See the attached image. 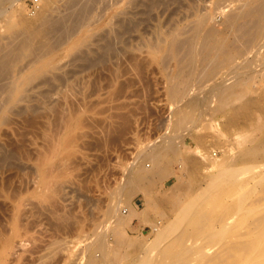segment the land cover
Returning <instances> with one entry per match:
<instances>
[{"label": "rangeland", "instance_id": "obj_1", "mask_svg": "<svg viewBox=\"0 0 264 264\" xmlns=\"http://www.w3.org/2000/svg\"><path fill=\"white\" fill-rule=\"evenodd\" d=\"M216 1L77 0L73 7L66 0L12 2L6 16L0 18L1 55L19 49L23 39L21 22L41 28L46 18L71 12L73 15L82 7L85 15L81 18L90 20L92 25L82 29L79 19L59 40L57 34L37 40L34 37L32 53L13 58L14 66H23L22 69L30 58L40 56L46 60L43 74L19 95L29 98L46 89L48 104L56 103L50 108L39 106L33 115L36 123L29 121L30 112L22 107L23 101L10 108L11 112L6 111L5 121L0 120V264H87L93 256L100 264H132L140 258L145 243H151L156 221L173 223L183 203L207 184L208 175L217 169L213 166L216 161H227L230 153L228 160L236 158L234 163L240 160L237 165L241 164L243 160L237 158V152L251 145L258 133L256 124L264 119V73L248 92L230 97L228 105L219 107L217 96L208 86L225 77L231 68L234 71L235 61L223 64L214 75L199 73L189 81L184 97L174 98L169 86L181 76L178 67L173 61L163 62L160 56L150 55L151 45L160 38L164 41L175 24L194 19L196 6H210L204 27L220 29L223 14L214 7ZM218 1L223 6L229 0ZM11 24L14 27L10 28ZM106 41L113 43L110 49L104 47ZM263 53L264 46L255 56H248L251 63L242 61L240 66L260 70ZM2 78L0 85L9 79ZM190 100L196 101L195 106L188 103ZM177 107L184 110L177 112ZM182 111L193 116L177 124L176 117ZM256 116L259 122L255 121ZM122 117L128 121L127 127ZM120 122L126 124L121 136L120 131H115ZM163 132L168 137L172 135L171 143L180 151L164 158L167 172L153 174L150 181H143L131 193L125 191L126 186L120 189L125 175L131 174L128 166H142L149 157L141 149L147 146L144 150L149 152L153 143L162 141ZM258 160H254V165L258 163L261 168H255L262 169L263 163ZM260 186L248 197L245 207L257 204L264 195ZM212 190L205 192L209 198L201 192L200 202L197 199L194 204L199 205L193 206L191 213L188 211L178 229L199 220L201 223V219L206 222L207 213L218 209L220 191ZM229 200L223 199L222 205L231 210L235 200ZM129 204L134 208L132 216L118 223L116 218L128 213ZM242 211L233 214H243L236 217L238 220L232 218L237 227L253 215V211L249 210L247 216ZM158 257L161 264H168L170 254Z\"/></svg>", "mask_w": 264, "mask_h": 264}, {"label": "bare ground", "instance_id": "obj_2", "mask_svg": "<svg viewBox=\"0 0 264 264\" xmlns=\"http://www.w3.org/2000/svg\"><path fill=\"white\" fill-rule=\"evenodd\" d=\"M13 1H17V0H5V1L0 0V18L6 16L5 14L7 13L8 8L12 6ZM76 1L77 0H66L65 3L68 6L73 7L76 4ZM233 1H236V3H232ZM214 5H215L214 6L215 8L219 9L218 10L219 13L221 15L223 14V19L221 22L220 29L204 27L207 21V16L209 12L208 10L210 9L209 8L210 6L205 5V6H202V8L201 6L200 7L196 6L194 9L195 11L192 12L194 13L193 15L195 16L194 19L191 21H185L181 23L180 21L179 22L177 21L178 23L176 22L177 24H175L168 33H166L165 31L166 36L164 38V41H162V39L159 37L160 41L153 43V45H151L152 48L150 50V55L152 58H156L157 56H160L163 62L173 61L175 65L178 67V73H180L181 76L179 80L173 82L169 86V94L174 98L184 97L187 86L189 85V81L195 78V76L198 75L199 73L200 74L202 73L203 76H208L209 74L214 75V73H217L218 69L223 64H227V63L230 64L231 62L235 61L236 64H234V67H233L235 68L234 71L232 70L230 66L231 71L227 73L225 77L218 80V82L215 80L216 82L213 83V85L211 84V86H208V88L211 87L209 88L211 89L210 91L213 92L217 96L218 106L224 107L227 104L230 97L242 96L243 94L248 92L250 90V85L259 76H261V74L264 73V60L262 61V64H261L262 68L260 70L255 69V67L250 68L251 70L243 69L240 66V64H242V61H246L247 63V60H248L251 63V60H249L250 58H248V56L250 57L252 54H254L255 56L257 53H259L260 48L264 46V0H229L228 3L223 6H220L219 1L217 0L216 4ZM83 10L84 8L82 9L81 7V9L78 10L77 13L73 15L71 12V14L65 13L61 16L57 15V17L46 18L44 21V26L42 25L43 27L41 28H38V27L31 28L30 25L27 26L21 22V25L19 27H21L23 30L22 32L23 39L19 45V49L6 52L4 55L0 54V79H4L2 77L9 78L6 83L3 81L4 84L2 83V85H0V120L5 121L4 119L7 118V117L5 118L6 111L15 105L18 106V104L21 101H23V105H24L22 107H24L25 110H27V112H30L29 113L30 116L29 118L28 117L27 118L31 122L35 121V123L37 122V120L33 119V115L35 114V110H37L39 106H42L43 108L44 106L45 107L48 106L50 108V106L55 105L56 102H53L54 104L53 103L48 104L45 98L46 92H47L46 89H42L39 93H36L30 96L29 98L25 96L26 95L25 93H24L25 95H21V94L19 95V92H22L23 90L25 91L28 88L26 87L27 85L29 86L30 84H32L35 80H37L43 74V67L46 65V60L41 59L40 56H38L37 58H33V59L30 58L29 59L30 62L28 63V65L25 67V69H22L23 66L21 67L18 66L19 68H16L17 66L16 67L14 66L13 58L28 54V52L32 53V50L35 48L34 46V48L31 49L32 48L31 45H32V41L34 37H36V40H37V37L39 38L47 37L48 38V36L52 34H57L58 35L57 40H59V36H61L63 33L65 34L68 33L69 30L75 27L74 24L77 23L76 21H80L79 19H82L81 24H80V26L83 27L82 29L89 28L90 27L89 25H92V22H90V20L85 19L84 17L81 18L82 15H85ZM48 15H50V13ZM9 27L12 28L14 27V25L11 24ZM60 39H62V37ZM55 42L57 41L55 40ZM53 43L54 42H52V44H49V45H53ZM111 43L110 41H108L104 47H106V49H110ZM15 46H16V43H15ZM57 46L58 45L56 44L54 48H56ZM16 47H18V45ZM1 48L2 47L0 46V50ZM3 52H5V50ZM262 56L264 57V53ZM129 57L130 56H128V58ZM132 59H133V56H132ZM24 62L26 63V61ZM128 64L130 63L128 62ZM257 65H259V63ZM103 67L105 66L103 65ZM247 68H249V66ZM32 69L33 71H31ZM28 72L29 74H27ZM231 78H233L231 81L226 82L228 79H231ZM44 80L46 81V78H44ZM91 80L93 81V79ZM60 81H62V79ZM191 94L192 93H190V95ZM201 101L199 102V105H201L202 103ZM188 103L190 105L195 106L196 101L190 100ZM181 110H184V109L182 107L180 108L177 107L176 111L178 112ZM232 110L234 109L232 108ZM9 111L11 112V110ZM198 111H200V108ZM47 113H50V112H47ZM199 113L197 115L200 116ZM121 114L123 115V113ZM191 115L192 113L189 111L188 112L182 111L180 112V114L177 115L175 123L180 124L181 122L191 118L193 116ZM257 115L259 114L257 113ZM21 116L23 117V115ZM56 116H58V114ZM126 116L128 117L127 114ZM127 117H125L126 120H128ZM24 118H26V116ZM122 118H123V121H125L124 117ZM256 119H255L256 122L260 121L258 120L257 116H256ZM65 120H67V117ZM60 121L62 122V120ZM192 122H194V120H192ZM121 123L122 122L118 124H121ZM124 124H121L120 127H115L116 128L115 131L118 130L117 131L118 133L120 131L119 133L120 136L122 135V132H124L123 129L127 127L129 123L127 125L125 124L126 126ZM70 127H71V124H69L68 129ZM187 127L189 128V126ZM256 128L258 129V133L255 136V138L252 140V142L250 143L251 145L246 146L243 149L241 148L239 152L236 151L237 158L243 160L242 162H247V163L241 165L242 164L241 162V164L238 166L237 164H239L240 160L239 162H236V164L234 163L235 162L234 160H236V158H234L233 160L231 159V161H229L228 160L230 158L229 156H232V155H229L230 153L228 154L229 158L227 157V161L220 160L218 162L215 160L216 162L215 161H214L215 163L213 162L214 163L213 166L215 165L217 169L215 172L208 175L209 178L207 177L208 180H206L207 184L203 186L201 192L203 191L204 194H206L207 192L209 193L213 191L212 189L214 188L218 189L220 191V195H219L220 203L218 204V209L214 210L212 213L206 212L208 214L206 222L204 221L202 222V220L204 219H201V223H199L200 220L198 218L197 220L199 221L197 222V224L192 223L190 225H186L183 229H178L180 228L178 227L180 226L179 224H181V222L184 219L185 220L187 219L185 218V216L189 214L188 211L191 213L190 209L191 208L193 209V206L197 207V205H199V203L197 205H194L195 203H197V199H199V202H200V199L203 196L201 192L199 193L193 192L194 193L193 196H190V198H188L186 203L185 202L183 203L184 206L182 205L181 208H179L180 210L178 211V215H176L177 218L175 219V221L173 220L174 221L173 223L169 225L168 223L165 224L163 222L160 223L156 221V223L154 224L156 230H155L154 237L152 238V240H150L151 243L149 242L150 244L148 245H146L145 243L144 245L145 247H144L143 253L141 254L140 258H138L132 264H161L162 261L160 260L158 255L163 254V253L170 254V259H167V262L169 260L168 264H264V195L259 199L257 204L253 205L252 207L251 206L245 207V204L248 201L247 199H249L248 197L249 196L252 197L251 196L252 193L256 192V189L258 188V186H260L258 184H261L262 186H260V188L264 190V119L261 122L256 124ZM184 129L186 130V128ZM170 137L166 136L164 133L163 136L161 137L162 141L159 143H156L154 141L155 143H153L150 146L151 150L149 152L145 151L146 149L144 150V148H146L147 146L141 149L144 155L149 157L148 159H150L151 162L147 163V160H148L147 159L143 162L142 166L134 167V164L128 166L129 170L131 171V174L130 175L126 173H125L126 175L124 174L126 176L125 182H124L125 184L119 187L120 189H124V186H126L125 191L127 193H131L136 188L140 187V184L143 181L144 182L150 181L153 174H156V173L163 174L167 172V169L165 168L164 158H166L167 156H171L170 154L172 153L173 155H177L180 153L179 149L176 148L177 146L175 147L171 143L172 140ZM178 159H180V157ZM258 159L261 161V163H263L262 169H260L261 165H257L258 163L254 165L255 163L254 160H258ZM252 161H253L252 163L253 165L249 163ZM182 163H183L182 160L178 161L179 167H182ZM144 166H148L149 168H145ZM255 167H260V168L256 169ZM243 174H245V176ZM115 191H117V189ZM119 192H121V190ZM205 196L207 197L208 195L206 194ZM225 198H230V200H235L234 206L232 205V207H234L233 209L231 210L226 209L222 205V200ZM205 200L208 201V199L206 198ZM227 203L228 202H226V204ZM116 204L118 205V203ZM196 207H194V209ZM248 207H251V208H248ZM245 209L248 211L250 210L251 212L253 211V215L251 216V218L248 216L246 217L248 219H246L243 216L245 220H243L241 222L242 223L241 226H238V227L235 226V224H232L233 223L232 218H234L235 216V215L233 216V214H235L236 212V214L238 215L239 211L243 210L241 213L245 212V215H246L248 211L247 212L244 211ZM133 212H134L133 205L129 204L128 213L124 216L117 217L116 218L117 222L123 223L122 221H126L127 218L129 219L130 216H132ZM247 214L250 215V212H248ZM242 215L240 216L242 217ZM236 217L237 216H235V218ZM239 217L237 218L239 219ZM237 218L233 220H238ZM170 230H172V232ZM174 230H175V233H174ZM97 236L99 237L100 235L98 234ZM8 242L9 240H7V243ZM129 260L131 259L129 258ZM87 264H100V261L93 256L88 259Z\"/></svg>", "mask_w": 264, "mask_h": 264}, {"label": "built area", "instance_id": "obj_3", "mask_svg": "<svg viewBox=\"0 0 264 264\" xmlns=\"http://www.w3.org/2000/svg\"><path fill=\"white\" fill-rule=\"evenodd\" d=\"M32 2H33V3H38V2H39V0H32Z\"/></svg>", "mask_w": 264, "mask_h": 264}]
</instances>
